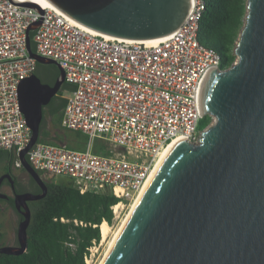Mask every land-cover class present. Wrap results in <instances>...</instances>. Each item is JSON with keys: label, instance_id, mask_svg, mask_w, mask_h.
<instances>
[{"label": "water", "instance_id": "95a60500", "mask_svg": "<svg viewBox=\"0 0 264 264\" xmlns=\"http://www.w3.org/2000/svg\"><path fill=\"white\" fill-rule=\"evenodd\" d=\"M82 26L125 40L162 38L176 31L192 0H47ZM14 4L43 13L35 0ZM244 24L231 67L210 71L199 93L203 116L215 121L197 143H175L162 159L138 205L102 264H264V0H246ZM27 51L38 64H53V85L33 74L18 87L21 111L31 132L20 152L22 169L40 193L15 194L22 217L17 246L0 255L26 251L28 202L43 198L45 182L26 159L38 142L43 108L64 84V73L50 59ZM9 174L0 177V185ZM8 196L0 192V200Z\"/></svg>", "mask_w": 264, "mask_h": 264}, {"label": "built area", "instance_id": "2783aa9c", "mask_svg": "<svg viewBox=\"0 0 264 264\" xmlns=\"http://www.w3.org/2000/svg\"><path fill=\"white\" fill-rule=\"evenodd\" d=\"M13 1L0 0V150L11 152L13 167L22 168L19 155L31 132L18 87L36 70L26 46L35 26L33 52L55 61L71 86L60 125L87 142L84 151L36 142L26 159L35 171L70 179L80 194L109 189L118 199L111 207L117 218L165 147L176 138H200L201 85L210 71L221 70L219 55L198 40L205 0H192L183 24L155 45L89 32L54 6L40 4L41 14ZM97 139L111 156L93 153Z\"/></svg>", "mask_w": 264, "mask_h": 264}, {"label": "trees", "instance_id": "16d2710c", "mask_svg": "<svg viewBox=\"0 0 264 264\" xmlns=\"http://www.w3.org/2000/svg\"><path fill=\"white\" fill-rule=\"evenodd\" d=\"M205 3L206 10L199 24L198 40L219 55L220 69L224 70L231 67L236 60L234 48L244 24L246 0H205ZM29 37L31 50L34 51L33 32H30ZM43 73L52 77L51 82L41 78ZM34 74L42 83L50 85L58 77L59 71L53 64L36 63ZM70 90L71 86L64 83L58 94L43 108L38 142L65 145L72 150L84 151L86 136L65 130L60 125L66 103L63 93ZM46 119H49V127ZM201 121L198 124L199 130L209 124V121L206 124ZM93 153L112 155L107 144L101 139L94 142ZM14 161L11 152L0 150V162H5L4 168L13 167ZM22 172L25 171L22 169ZM66 179L45 182V196L28 203L30 222L26 230V251L19 256L0 255V264H85L89 248L93 243L100 241V225L103 222L108 225L112 223L111 207L118 199L109 189L80 194L73 182ZM30 180L34 188L29 191L40 192L39 187L31 178ZM10 206H13L12 201ZM61 219H64V222Z\"/></svg>", "mask_w": 264, "mask_h": 264}, {"label": "rangeland", "instance_id": "374dc122", "mask_svg": "<svg viewBox=\"0 0 264 264\" xmlns=\"http://www.w3.org/2000/svg\"><path fill=\"white\" fill-rule=\"evenodd\" d=\"M63 95L68 96L69 92L64 91ZM203 118L204 119H201L202 120L201 123L203 122V124H206V122L209 121V124L204 129L200 130V133H202V131L206 130V128H208L211 124H213L215 120L214 117H212L211 115H205ZM46 123L49 127L50 125L49 119H46ZM107 147L109 148V146ZM156 165L154 166V169ZM4 166H5V162H0V174L3 172ZM154 169L152 170L151 174L153 173ZM24 176L25 178L29 177L26 172H24ZM40 177L44 182H49V181L59 182V181L67 180L66 177L52 176V175H49L43 172L40 175ZM33 188L34 186L32 188L30 187L29 190ZM5 193H6V190H5ZM138 197L135 200V202L133 201L129 205L125 206L123 210L119 212L117 218H113L112 223L108 225L110 227V233L108 237L105 239V241H102L101 236H100V241L97 244H95L91 252H89L91 254L88 258V262H86L85 264H101L102 263V259L104 258L107 250L112 245L113 241L115 240L120 227H122L127 216L130 214L136 201L138 200ZM20 221L21 220L15 214L12 207L8 205L6 202L0 200V247L17 245V229H18V225Z\"/></svg>", "mask_w": 264, "mask_h": 264}, {"label": "flooded vegetation", "instance_id": "af4514ba", "mask_svg": "<svg viewBox=\"0 0 264 264\" xmlns=\"http://www.w3.org/2000/svg\"><path fill=\"white\" fill-rule=\"evenodd\" d=\"M41 78L45 81H50V82L52 79V77H50L47 73L41 74ZM54 82L55 81H53L50 85H53ZM7 174L10 175L14 188L11 186L10 182L7 179H3L0 185V192L8 196V199L2 200V201L6 202L8 205H10L12 201V205H13V198L15 194L30 192L29 191L30 187L32 188L34 185L32 184L29 177L25 178L24 173L22 172V169H17L15 167L4 168L3 172L0 174V177L7 175ZM5 190H6V193H5ZM38 193L40 192H37L35 194H38ZM12 209L14 210L15 214L21 220L22 217L19 213L16 212V210L14 209V206H12Z\"/></svg>", "mask_w": 264, "mask_h": 264}, {"label": "bare ground", "instance_id": "6f19581e", "mask_svg": "<svg viewBox=\"0 0 264 264\" xmlns=\"http://www.w3.org/2000/svg\"><path fill=\"white\" fill-rule=\"evenodd\" d=\"M35 1L39 2V3H40L43 7H45V8H46V7L54 8L53 5H52L51 3H49L47 0H35ZM85 28H86V27H85ZM87 30H88V29H87ZM88 31H89V32H92V33H95V34H100V33H97V32H95V31H92V30H88ZM100 35H102V34H100ZM103 36H105V35H103ZM106 37H107V36H106ZM163 39H164V37H162V38H156V39H150V40H144V41H140V42H141V43H145V44H147V45H155V44L159 43L160 41H162ZM212 117H213V116H212ZM181 140H182L181 138H176V139H174V140H173V141H172L167 147L164 148V150H163V151L161 152V154L159 155V158L156 160V163H155V165L157 164L156 167H155V169H154V167H153V169H154L153 173H152V174H151V173L149 174V176H148L146 182L144 183L142 189L140 190V193L138 194L139 197L137 196V197H138V200L136 201V203H135L133 209L131 210L130 214L127 216V218H126L125 222L123 223L122 227H120V229H119V231H118V234H117L115 240L113 241V243H112V245L110 246V248L107 250V252H106L104 258L102 259V262H103V260L107 257V255L109 254V252H110L112 246L114 245L115 241L117 240V238H118V236L120 235L121 231L123 230L124 226L126 225V223L128 222V220L130 219L131 215L133 214V212H134L136 206L138 205V203H139V201H140V199H141V197H142V195H143V193H144V191H145V189H146L148 183L150 182V180H151V178H152V176H153L155 170L157 169L158 165L160 164V162L162 161V159L166 156V154L169 152V150L172 148V146H173L175 143H177L178 141H181ZM188 143H189V142H188ZM155 165H154V166H155ZM153 169H152V170H153ZM152 170H151V172H152ZM150 175H151V176H150ZM137 197L135 198V200L137 199ZM135 200H134V202H135ZM99 229H100L101 239H102V241H105V239L108 237V235H109V233H110V227L108 226V224H106V223H102V224L100 225ZM101 264H102V263H101Z\"/></svg>", "mask_w": 264, "mask_h": 264}, {"label": "crops", "instance_id": "0c3cea01", "mask_svg": "<svg viewBox=\"0 0 264 264\" xmlns=\"http://www.w3.org/2000/svg\"><path fill=\"white\" fill-rule=\"evenodd\" d=\"M36 63H37V62H36ZM70 91H71V90H70ZM70 91H69V92H70ZM65 97H66V96H65ZM83 135H84V134H83Z\"/></svg>", "mask_w": 264, "mask_h": 264}]
</instances>
